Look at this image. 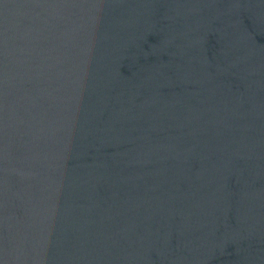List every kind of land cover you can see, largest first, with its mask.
Segmentation results:
<instances>
[{"label": "water", "instance_id": "obj_1", "mask_svg": "<svg viewBox=\"0 0 264 264\" xmlns=\"http://www.w3.org/2000/svg\"><path fill=\"white\" fill-rule=\"evenodd\" d=\"M0 264H264V0H0Z\"/></svg>", "mask_w": 264, "mask_h": 264}]
</instances>
